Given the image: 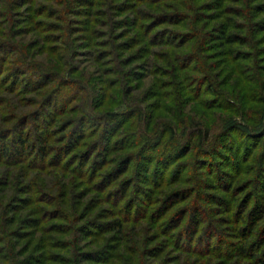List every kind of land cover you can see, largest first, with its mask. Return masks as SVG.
<instances>
[{
  "label": "rangeland",
  "instance_id": "374dc122",
  "mask_svg": "<svg viewBox=\"0 0 264 264\" xmlns=\"http://www.w3.org/2000/svg\"><path fill=\"white\" fill-rule=\"evenodd\" d=\"M8 2L0 264H264L236 251L257 254L264 238V191L251 186L264 137L246 122L264 120V0ZM193 128L205 143L166 159ZM17 129L28 148L15 150Z\"/></svg>",
  "mask_w": 264,
  "mask_h": 264
},
{
  "label": "trees",
  "instance_id": "16d2710c",
  "mask_svg": "<svg viewBox=\"0 0 264 264\" xmlns=\"http://www.w3.org/2000/svg\"><path fill=\"white\" fill-rule=\"evenodd\" d=\"M9 0H7V2H8ZM9 3V2H8ZM253 26V25H252ZM226 27L227 26H224V25H221V28H220V32L221 33H224V31H225V29H226ZM222 39H224L223 38V36H222ZM235 40H236V42H238L239 41V38H238V36L237 35H235ZM233 51H235L234 49H232V50H228V54H232V52ZM194 60V59H193ZM198 62L201 64V62H200V60L198 59ZM25 70V69H24ZM202 84L203 85H205L206 86V88H207V91H210V94H212V95H214V90H208L209 88L210 89H212V86H211V81H210V78L209 77H203V79H202ZM254 85H256L258 88H260V90H262L261 89V87L263 86L262 85V82H260V80L258 79V78H255V82H254ZM252 92H254V94H255V96L256 95H258V92H260V91H258L257 92V90H256V87L254 88V91L252 90ZM258 96H260V97H258V98H261V95H258ZM258 103H256V104H260L259 102H261V104H264V103H262L263 101H257ZM64 103H65V101H64ZM17 104V103H16ZM6 106H7V110H8V112H9V115L11 116V119H9L7 122H15L14 123V125H16L17 124V126H19V127H25L26 126V123L28 122L27 121V117H25V116H22V117H17L15 114H14V112L16 111V108L15 107H13V106H15V105H11V103H10V101H7L6 102ZM12 106V107H11ZM6 110V108H4V111ZM258 110H260V109H258ZM254 111V110H253ZM8 112H6V113H8ZM136 114V113H135ZM112 116H113V114H112ZM114 117V116H113ZM250 120H248V121H246V122H248V123H251V124H253L255 127H257V130H255V131H257V132H259V130L260 131H262V132H260L259 133V135L258 136H260V138H262V137H264V120L262 119H259L258 121L257 120H255V119H253L251 122H249ZM18 122V123H17ZM140 131H143V130H139L138 131V134L139 135H136V137L134 138V140L136 141V143L137 144H139V145H142L143 146V142H144V137L142 136L141 137V133H140ZM165 131L167 132V133H165V134H168V135H171V133H172V130H171V126H168V127H166V129H165ZM236 131V129H233V131H231L230 133H227V136L229 135V134H231L232 132H235ZM189 133V136L186 138V141L187 142H185L183 145H179V146H175L176 148L175 149H173L172 147V149L168 146H166V148L167 149H169V150H171L172 151V153L170 154V155H167V157H165L166 159H168V158H170V157H174L175 155H176V153H179L181 150H183V152H188V151H190V149H191V144L192 143H195V142H197V141H200V142H204L205 143V140H207V136H208V134H207V132H203V133H201V131H200V129H198V128H193V129H191V131L190 132H188ZM254 133H256V132H254ZM16 134H18L17 135V137L13 140L14 142H15V144H16V146H15V150H17V149H19V150H21L22 148L24 149V146H26L25 148H28V145H27V142L24 140V138H23V136H24V133H23V130L21 129V130H19V129H17L16 130ZM20 134V135H19ZM158 134L159 133H154V136L156 135V136H158ZM69 136H71L70 137V141H68V143L70 144L72 141H73V134L71 135V133H69L68 134V137ZM165 136V135H164ZM167 136V135H166ZM257 136V135H256ZM245 137H247V138H251V137H253V135L252 134H248V135H246ZM167 138H165V137H161L160 139H159V137H157V139H156V141H157V143H156V146H161V142H163L164 140H166ZM141 142V143H140ZM40 143H41V145H40V147L38 148V151H39V155H40V157L42 156V157H46V152H47V148L48 147H46L45 146V141H40ZM164 145H162V147H163ZM217 146H220V145H217ZM161 147V148H162ZM179 147V148H178ZM209 147H212V145L211 146H209ZM209 147L208 148H206L205 146L203 147V149H201L200 148V152H201V156L202 157H205L206 155H204V154H207V155H209L208 154V150H210L209 149ZM146 148V147H145ZM219 148V147H218ZM178 149V150H177ZM217 149V147L215 148V150ZM175 150H177L176 152H175ZM200 152H199V154H200ZM203 153V154H202ZM165 162V161H164ZM163 162V163H164ZM200 162V161H199ZM156 163H159V165L160 164H162V163H160V161H159V158L158 159H156ZM153 168H154V166H153ZM221 175V174H220ZM222 175H224V174H222ZM251 186L252 187H258L259 189L261 188L262 189V191H264V178H262V177H260V176H257L256 178H253V182L251 183ZM231 193V192H230ZM263 201H264V199H262ZM199 214V213H198ZM195 221V218H193L192 219V222L191 221H189V224H188V226H189V228L190 229H192V231L193 232H195V226H192L191 224L193 223ZM179 222V221H178ZM117 229L116 230H120V228H121V224H117V226H115ZM248 227L249 226H246V228L244 229H241V231H243V234H246V236L245 237H250L251 235L248 233L250 230L248 229ZM259 243H260V246H259V248H261L259 251H258V253L257 254H252V253H250V244H243V245H240V246H237L236 247V251L238 252V254H240L241 256H245V258H247L248 260H251V261H253L254 263H258V262H262V258L264 257V238H261V239H259V241H258ZM252 250V249H251Z\"/></svg>",
  "mask_w": 264,
  "mask_h": 264
}]
</instances>
